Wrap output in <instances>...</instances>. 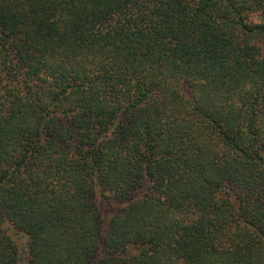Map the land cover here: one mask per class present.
I'll return each instance as SVG.
<instances>
[{"label": "trees", "instance_id": "trees-1", "mask_svg": "<svg viewBox=\"0 0 264 264\" xmlns=\"http://www.w3.org/2000/svg\"><path fill=\"white\" fill-rule=\"evenodd\" d=\"M0 264H264V0H0Z\"/></svg>", "mask_w": 264, "mask_h": 264}, {"label": "rangeland", "instance_id": "rangeland-1", "mask_svg": "<svg viewBox=\"0 0 264 264\" xmlns=\"http://www.w3.org/2000/svg\"><path fill=\"white\" fill-rule=\"evenodd\" d=\"M251 20L255 21V22H258V21H260V18L258 16H256V15H254V16L251 17Z\"/></svg>", "mask_w": 264, "mask_h": 264}]
</instances>
